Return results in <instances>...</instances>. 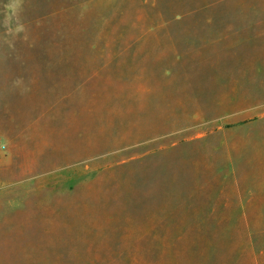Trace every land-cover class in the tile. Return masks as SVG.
I'll list each match as a JSON object with an SVG mask.
<instances>
[{"label":"rangeland","instance_id":"rangeland-1","mask_svg":"<svg viewBox=\"0 0 264 264\" xmlns=\"http://www.w3.org/2000/svg\"><path fill=\"white\" fill-rule=\"evenodd\" d=\"M0 264H264V0H0Z\"/></svg>","mask_w":264,"mask_h":264}]
</instances>
